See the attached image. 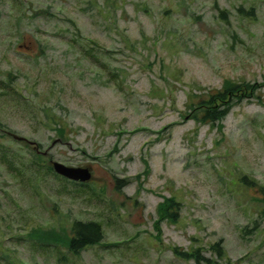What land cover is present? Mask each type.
<instances>
[{
	"label": "rangeland",
	"instance_id": "obj_1",
	"mask_svg": "<svg viewBox=\"0 0 264 264\" xmlns=\"http://www.w3.org/2000/svg\"><path fill=\"white\" fill-rule=\"evenodd\" d=\"M226 80L255 90L221 119L195 118ZM0 122L92 171L86 186L48 172L8 184L0 165V264H191L172 248L219 238L215 264H264L260 192L240 182L264 188V0H0ZM169 196L179 218L155 227ZM73 218L104 238L78 255L24 239Z\"/></svg>",
	"mask_w": 264,
	"mask_h": 264
},
{
	"label": "trees",
	"instance_id": "obj_2",
	"mask_svg": "<svg viewBox=\"0 0 264 264\" xmlns=\"http://www.w3.org/2000/svg\"><path fill=\"white\" fill-rule=\"evenodd\" d=\"M239 12H242L245 9L243 6H239ZM247 13L252 16L254 15L252 11L247 10ZM226 9L221 8L219 10V16L222 19H227ZM79 39V38H78ZM81 39V38H80ZM74 40V37L72 38ZM88 52L89 55H92L93 58L97 59L96 52L91 50ZM94 51V52H93ZM254 86L247 81L233 82L226 80L224 85L221 88L207 91L203 96H198L197 103L191 107V110L194 113L195 118L200 117V121H205L209 119L211 121L218 120L223 118L227 111L229 104L233 100L241 101L244 98L251 97L254 92ZM190 96L192 94H189ZM225 107L222 108V106ZM4 125L0 122V139L8 138L9 136L5 133ZM56 134L60 137H63L66 133L64 127H54L53 129ZM18 144L22 143V149H19L6 146L0 147V165H3L6 169V172L9 174V179L19 182L18 180L27 178L29 181L35 180L39 181L41 176L38 177V174L45 172L53 177H56L59 180L70 182L74 185L86 186L85 183L75 182L68 180L53 171L51 162L53 161L52 156L46 150L39 148L38 144L31 145L28 141L25 140H15ZM40 145V144H39ZM11 154V156L9 155ZM116 178L115 188H119L122 183L126 182L125 178ZM11 181L8 184L14 183ZM240 182L247 186H256L259 189V199L262 202V206L258 211V216L260 219L264 220V188L260 186L256 181L251 180L245 176L240 177ZM36 186L35 189L39 187V184L34 182ZM21 184V183H20ZM3 192L0 193V207H2V197L4 191L9 194V190L5 187H0ZM181 212V203L176 200L173 196L163 198V201L158 204L156 207L157 217L154 221L155 227H158L159 223L162 220H167L169 222H176L179 218ZM256 226V224H255ZM69 229L56 230V228L50 229H41L36 228L24 235V239L28 242L35 241L42 245L58 246L63 245L65 249L75 255L81 253L82 250H85L89 246L95 245L104 238V232L102 226L99 222L95 220H81L73 218L69 224ZM248 227L244 226L243 230H247ZM23 239V238H22ZM172 251L174 255L180 259L191 262V264H215L217 262L216 258H221L223 255V245L222 238H219L217 241L213 242L209 249H203L202 247H193L190 250H182L179 247H173ZM9 257L8 254H5L1 257L4 260H7Z\"/></svg>",
	"mask_w": 264,
	"mask_h": 264
},
{
	"label": "water",
	"instance_id": "obj_3",
	"mask_svg": "<svg viewBox=\"0 0 264 264\" xmlns=\"http://www.w3.org/2000/svg\"><path fill=\"white\" fill-rule=\"evenodd\" d=\"M6 133L16 140L26 139L11 131H6ZM30 142L33 143L32 141ZM51 165L56 174L72 181L84 183L92 178L91 169L89 167L67 166L57 161H52Z\"/></svg>",
	"mask_w": 264,
	"mask_h": 264
}]
</instances>
